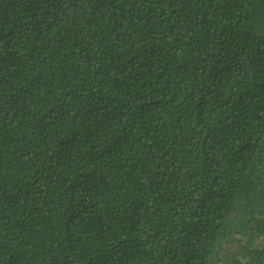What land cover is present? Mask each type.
Returning a JSON list of instances; mask_svg holds the SVG:
<instances>
[{
  "label": "trees",
  "instance_id": "trees-1",
  "mask_svg": "<svg viewBox=\"0 0 264 264\" xmlns=\"http://www.w3.org/2000/svg\"><path fill=\"white\" fill-rule=\"evenodd\" d=\"M0 264H264V0H0Z\"/></svg>",
  "mask_w": 264,
  "mask_h": 264
}]
</instances>
